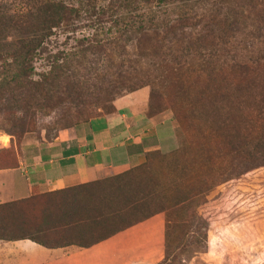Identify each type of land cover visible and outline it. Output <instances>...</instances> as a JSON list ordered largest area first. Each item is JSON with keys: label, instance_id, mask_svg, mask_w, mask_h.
<instances>
[{"label": "rangeland", "instance_id": "1", "mask_svg": "<svg viewBox=\"0 0 264 264\" xmlns=\"http://www.w3.org/2000/svg\"><path fill=\"white\" fill-rule=\"evenodd\" d=\"M57 1L74 7L79 2ZM26 3L0 0V15L28 9ZM157 16L156 26L145 23L143 34L112 37L86 59L73 60L38 92L29 86L0 90V168L13 167L21 152L42 150L63 131L109 115L115 99L147 89L149 114H162L174 126L172 141L150 152L145 165L117 174L124 175L121 181L77 193L73 207L92 216L123 210L141 199L160 202L187 187L208 186L209 191L177 208V216L168 217L179 223L183 213L194 215L191 233L182 239L185 251L173 254L172 237L166 247L163 223L168 219L163 213L153 226L160 234L152 249L134 254L122 250L124 241L138 238L133 234L117 239L119 246L116 242L75 250L87 264H264V167L227 175L241 152H251L250 146L264 141V0L200 1L186 11L171 8ZM218 29L233 31L226 44L211 37L196 40ZM75 46L60 36L51 40L48 51ZM45 59L33 62L35 74L28 80H41L39 74L48 70ZM244 61L248 71L241 68ZM14 98L22 103L14 104ZM176 109L187 117L186 130L196 143L186 154L181 150L187 135L175 120ZM14 218L9 221L15 223Z\"/></svg>", "mask_w": 264, "mask_h": 264}, {"label": "trees", "instance_id": "2", "mask_svg": "<svg viewBox=\"0 0 264 264\" xmlns=\"http://www.w3.org/2000/svg\"><path fill=\"white\" fill-rule=\"evenodd\" d=\"M26 1L28 9L21 8L14 14L0 15V90L7 91L13 87L12 90L18 91L29 86L38 92L40 87L58 79L60 73L66 71L70 62L77 58L86 59L92 50L103 47L104 42L112 37L114 39L131 38L133 35L138 36L145 32V23L147 26H156L159 19L157 13L161 10L167 12L171 8H176L186 11L190 4L208 0H79L76 7L68 6L57 0ZM228 13L232 12L228 11ZM99 32L107 36L100 38ZM207 32V35L199 36L196 40L200 42L211 37L226 44V39L231 37L230 32L233 31L218 29ZM60 36H65L66 40L74 42L76 46L70 47L65 52L53 54L48 51V47L53 38L58 39ZM8 38L11 40L8 41ZM42 57L46 58L48 70L39 74L41 77L39 82L28 80L35 74L36 69L33 67V62ZM241 68L248 71L250 66L244 61L241 63ZM12 102L22 103L19 98H14ZM149 104L147 114L157 115L149 114ZM114 111L113 107L109 114ZM173 111L180 130L187 135L186 145L181 152L186 154L188 150L194 151L196 143L192 136L189 137L186 130L187 117L180 112V109ZM250 148H252L251 152L246 151L243 154L241 152L240 157L236 158V162L232 164L234 168L227 175L238 176L264 167V141ZM148 154L143 165L147 162ZM178 154L180 153L174 156ZM183 168L181 171H184ZM123 176L117 175L103 181L1 204L0 240H28L45 249H61L71 246L91 249L101 245H113L116 242L119 246L117 239L129 236V234L126 235L128 231L148 223V227H143L135 233L138 238L134 241L128 239L126 243L124 241L121 247L124 251H136L148 244L141 236L153 239L158 231L154 230L153 226L158 216L163 213L168 219L167 221L165 219L163 223L165 245L168 247L167 240L170 241L172 237L173 254L183 253L185 250L182 249V239L191 233L194 225L191 221L194 215L183 213L179 223H171L168 217L177 216V208L209 191L210 188L207 186L200 190L193 186L187 187L169 193L170 195L165 196L160 202H147L141 199L129 204L123 210H113L109 213L99 211L88 216V211L83 208L82 211L76 212L73 203L79 197L77 193H89L91 190L101 188L104 184H114L121 181ZM11 216H16L15 223L9 221ZM72 216L77 218L69 221L63 220L57 224H51L49 221L52 218H71ZM71 232L76 233L72 238L67 236ZM44 233L45 236H43ZM39 236L45 237L46 242L40 240ZM168 261L169 259L166 258L162 263Z\"/></svg>", "mask_w": 264, "mask_h": 264}, {"label": "crops", "instance_id": "3", "mask_svg": "<svg viewBox=\"0 0 264 264\" xmlns=\"http://www.w3.org/2000/svg\"><path fill=\"white\" fill-rule=\"evenodd\" d=\"M148 104L147 89L129 93L115 99L112 114L59 133L42 150L21 152L13 167L0 168V205L93 183L143 165L148 153L162 150L174 137V126L167 118L147 114ZM143 227L148 223L126 235ZM159 234L153 239L141 236L147 246L130 252L154 248ZM86 261L73 246L45 249L28 240H0V264H87Z\"/></svg>", "mask_w": 264, "mask_h": 264}]
</instances>
